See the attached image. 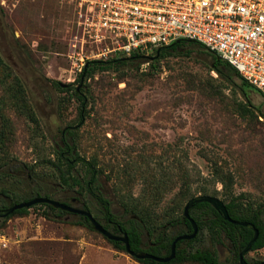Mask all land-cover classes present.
Listing matches in <instances>:
<instances>
[{
  "label": "rangeland",
  "instance_id": "1",
  "mask_svg": "<svg viewBox=\"0 0 264 264\" xmlns=\"http://www.w3.org/2000/svg\"><path fill=\"white\" fill-rule=\"evenodd\" d=\"M76 30L67 0H0V190L19 201L37 194L76 197L75 206L84 201L105 225L104 210L86 185L60 188L56 148L62 129L71 125L74 177L90 180L85 162H94V193L110 200L117 217L133 216L119 201L133 193L138 208L149 213L148 223L160 219L185 175L195 188L214 164L232 175L241 201L264 206V117L258 121L238 110L199 47L171 52L152 68L133 61L97 70L87 81L81 119L74 90L93 59L74 63L69 57ZM251 96L264 111V96ZM45 211L33 206L3 222L0 264H145L78 223V214L57 218ZM194 246L211 247L223 262L233 259L228 241L212 245L205 238ZM246 258L264 261V248Z\"/></svg>",
  "mask_w": 264,
  "mask_h": 264
},
{
  "label": "trees",
  "instance_id": "2",
  "mask_svg": "<svg viewBox=\"0 0 264 264\" xmlns=\"http://www.w3.org/2000/svg\"><path fill=\"white\" fill-rule=\"evenodd\" d=\"M199 47L201 51L209 57L210 65L213 70H216L221 79L214 78L223 83L225 88H229L232 93V99L238 107V110L243 115H251L258 121L259 117H264V111L255 106L252 101V93L257 92L262 94L255 86L249 83L239 71L232 66L229 62L221 58L213 50H208L205 46L198 42H189L181 39L170 44L168 47L156 50V58L152 61L144 60L141 53H133L130 56H116L107 60L93 59L89 60L83 67L79 76V81L84 78L85 85L88 86L87 81L93 77L97 70L107 69L108 66L116 63H129L138 61L139 63L149 62V68L156 67L171 52L190 53V49ZM75 91V90H74ZM242 95V98L239 96ZM263 95V94H262ZM79 102H83L84 97L75 95ZM264 96V95H263ZM84 118L82 114L81 105V119ZM74 130L71 131L73 136ZM73 155V143L71 145ZM77 158H80L77 155ZM86 169L91 174V178L95 180L98 168L94 162L86 161ZM185 185L179 190L176 197L168 202L164 210L163 216L159 218L153 217L150 223L147 218L150 216L148 212L143 213L138 208V197L133 193L121 194L119 201L123 206L126 213H131L132 217L120 218L112 213L110 207V200L102 195H98L97 200L104 210L105 227L116 234L127 233L129 237L131 250L137 254L152 253L157 256H168L172 251V244L176 236L180 234H190L193 231L191 222L184 214V208L187 201L198 194H208L222 198L225 202L229 214L236 220L249 221L255 224L259 230V236L253 244L252 250H259L264 248V206L257 203L252 199L247 202L241 201L242 195H236L233 192L232 175L223 170V168L214 164L210 175L205 178V181L198 180L195 188L192 187L194 181L186 174ZM79 181L73 177L72 186L75 187ZM221 184V188L218 187ZM37 196H40L37 194ZM36 196V197H37ZM20 196H14L7 192L5 189L0 190V209L7 208L15 205ZM34 197L26 198L30 200ZM33 206L46 207L48 211L44 212L45 216H49L52 212L55 217L68 214L69 211L55 207L50 203H37ZM31 206V207H33ZM31 207H23L15 210L12 214L5 218H0V226L3 222L15 214H27ZM82 208L91 211L85 204ZM192 217L197 221L199 232L193 239L181 240L177 243L175 257L168 262H161L151 258H139L133 256L138 261L145 264H185V263H198V264H240L239 253L246 247L249 241L254 236V231L251 228L235 224L226 220L221 211L216 210L210 203L201 202L197 203L191 210ZM80 220L78 223L95 228L87 216L78 214ZM170 229V231H168ZM146 233V235H145ZM107 238V237H106ZM212 245L223 244L226 241L230 244V250L233 254V259L230 262H223L220 260L217 252L211 247L194 246L196 242H201L205 239ZM115 248L121 249L126 252L125 243L119 240L108 239ZM247 259V258H246ZM248 260V259H247ZM249 261V260H248ZM263 260L249 261L250 264H258Z\"/></svg>",
  "mask_w": 264,
  "mask_h": 264
},
{
  "label": "built area",
  "instance_id": "3",
  "mask_svg": "<svg viewBox=\"0 0 264 264\" xmlns=\"http://www.w3.org/2000/svg\"><path fill=\"white\" fill-rule=\"evenodd\" d=\"M67 2L76 17L68 54L74 63L154 54L190 38L229 62L264 95V0Z\"/></svg>",
  "mask_w": 264,
  "mask_h": 264
},
{
  "label": "water",
  "instance_id": "4",
  "mask_svg": "<svg viewBox=\"0 0 264 264\" xmlns=\"http://www.w3.org/2000/svg\"><path fill=\"white\" fill-rule=\"evenodd\" d=\"M181 39H184V40L189 41V42H198V41H196L194 39H190V38H179V39L175 40L174 42H176V41L179 42ZM174 42H172V43H174ZM198 43H200V42H198ZM200 44H202V43H200ZM169 45L162 46L161 48L168 47ZM203 46H205V45H203ZM205 47L208 50H210V48H208L207 46H205ZM161 48H159L158 50H160ZM156 56H157V54H144V55H142V58L144 60L152 61L156 58ZM201 202L210 203L216 210L222 212V214L224 215L226 220H229L235 224H240L242 226L251 228L254 231L253 238L249 241V243L246 245V247L239 253L240 264H250V262L246 259V254L252 250L253 244L255 243V241L257 240V238L259 236L258 228L252 222L244 221V220H236V219L232 218L230 216L228 208H227L225 202L222 200V198L217 197V196H213V195H208V194H198V195L194 196L193 198H191L187 201L185 208H184V214H185L186 218L191 222L192 227H193V231L190 234H180V235L176 236V238L174 239L173 244H172L171 254L168 256H157V255H154L152 253L137 254L136 252L131 250L129 237H128L127 233L116 234L113 231L107 229L104 226V224H102L93 215V213L91 211L86 210L84 208L76 207L74 205L60 201L58 199L50 198L48 196H37V197L32 198L30 200L18 202L17 204L9 206L7 208H2V209H0V218H5V217L9 216L10 214H12L15 210L23 208V207H31L37 203H50V204L54 205L55 207L65 209L69 212L87 216L88 219L93 224V226L95 227V229L98 230L99 232H101L105 237H107L110 240H119V241L124 242L125 247H126V252L128 254H130L131 256H137L139 258H151V259L158 260L161 262H168L175 257L176 246H177V243L179 241L193 239L197 236V234L199 232V227H198L197 221L192 217L190 210L197 203H201ZM258 264H264V261H262Z\"/></svg>",
  "mask_w": 264,
  "mask_h": 264
},
{
  "label": "flooded vegetation",
  "instance_id": "5",
  "mask_svg": "<svg viewBox=\"0 0 264 264\" xmlns=\"http://www.w3.org/2000/svg\"><path fill=\"white\" fill-rule=\"evenodd\" d=\"M58 84L63 89H67L69 87V84H65L62 82H58ZM86 89H87V86L85 85L84 78H82L80 81L78 80V84L75 87L74 95H77V96L79 95L81 97H84L83 102L80 101V104L82 105V114H85V108H86V105L88 103V96L85 93ZM71 131H73V126H71V125H68L62 129L61 136H60V142L57 144V148H56L57 157H58V164H56V165L58 168L57 173H58L59 180H60L59 185H60V188L64 189V191H69L73 188V186H72L73 177H74L73 170L76 168V164L78 163V162H76V159L72 158V149H71L72 135H71ZM77 180L79 181V183L76 184L77 185L75 187L76 189H79L82 185H86L89 193L93 194L95 197L98 196V194L94 193L95 180H93L91 178L90 180L85 181L84 175L80 176V178H78ZM40 196H42V195H40ZM24 201H26V200H24ZM60 201L74 205V202L79 201V199L76 197H73L71 199V201H69V200H60ZM85 204L86 203L83 201L80 203V206H76V207L82 208L83 206H85Z\"/></svg>",
  "mask_w": 264,
  "mask_h": 264
}]
</instances>
